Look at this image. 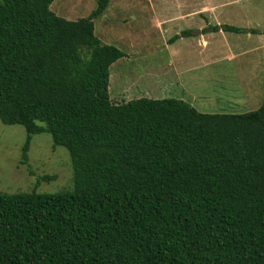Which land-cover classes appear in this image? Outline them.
I'll use <instances>...</instances> for the list:
<instances>
[{
	"label": "trees",
	"instance_id": "trees-1",
	"mask_svg": "<svg viewBox=\"0 0 264 264\" xmlns=\"http://www.w3.org/2000/svg\"><path fill=\"white\" fill-rule=\"evenodd\" d=\"M52 2L0 0V122L24 129L23 165L48 133L72 185L0 192V264H264V84L259 108L240 114L113 103L110 67L125 54L93 22L110 0L75 21Z\"/></svg>",
	"mask_w": 264,
	"mask_h": 264
},
{
	"label": "rangeland",
	"instance_id": "rangeland-1",
	"mask_svg": "<svg viewBox=\"0 0 264 264\" xmlns=\"http://www.w3.org/2000/svg\"><path fill=\"white\" fill-rule=\"evenodd\" d=\"M96 5L97 0H53L49 9L75 21L88 16ZM93 22L101 42L125 54L110 67L108 95L113 103L141 97L176 98L206 114H240L261 105L264 35L222 32L207 38L201 30L230 25L263 33L264 0H110ZM168 23L172 28L167 30ZM189 28L194 30L193 41L198 39L203 50L195 48L191 37L170 42ZM25 137L21 126L0 122V192H30L35 188L38 193H56L71 189L67 150L54 147L48 133L33 135L27 168L21 162ZM45 175L56 178L36 186V178Z\"/></svg>",
	"mask_w": 264,
	"mask_h": 264
},
{
	"label": "crops",
	"instance_id": "crops-1",
	"mask_svg": "<svg viewBox=\"0 0 264 264\" xmlns=\"http://www.w3.org/2000/svg\"><path fill=\"white\" fill-rule=\"evenodd\" d=\"M188 10V9H187ZM189 11V10H188ZM197 12H199V11H197ZM196 14H199V13H196ZM182 13H180L179 14V16H180V18L182 17ZM192 17H194L195 16V14H192L191 15ZM180 21H181V19H179ZM179 22V21H178ZM180 23V22H179ZM163 25H160V28L162 27ZM165 26H166V29L168 30V28L170 27V28H172L170 25H169V23L166 25L165 24ZM178 26H179V24H178ZM213 26H216V25H213ZM217 26H220V25H217ZM201 32H202V34H204V33H206V34H208V36H207V38L208 37H211V36H213V35H215L216 33H222V31L220 30V31H217V32H214L213 30H211V29H205L204 31L203 30H201ZM182 33H188L187 34V37L186 36H184ZM193 34H194V30L193 29H185V30H181V32L179 33V34H177V35H175V37L177 36V39L174 41V42H176V41H179V42H183V41H185V39H188V38H190L191 37V39H192V41H191V43L193 42H196V47L195 48H197V49H200V50H203V48L202 47H200L199 45H198V42H199V40L197 39L196 41H193L194 39H193ZM173 38V37H172ZM210 39V38H209ZM173 42V43H174ZM208 46L209 45H207V47L205 48V49H208ZM178 50V48H176L174 51H176V53L178 52L177 51Z\"/></svg>",
	"mask_w": 264,
	"mask_h": 264
}]
</instances>
